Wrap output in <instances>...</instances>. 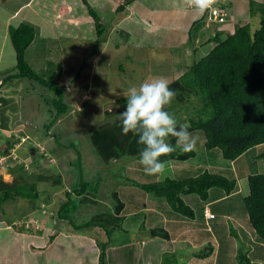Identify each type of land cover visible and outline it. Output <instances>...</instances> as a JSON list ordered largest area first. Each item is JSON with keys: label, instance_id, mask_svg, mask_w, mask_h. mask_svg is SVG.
<instances>
[{"label": "rangeland", "instance_id": "rangeland-1", "mask_svg": "<svg viewBox=\"0 0 264 264\" xmlns=\"http://www.w3.org/2000/svg\"><path fill=\"white\" fill-rule=\"evenodd\" d=\"M27 1L29 0H0V69L4 72L9 67L8 61L12 58L6 21L8 19L10 21L11 14L18 9L17 19L11 20L10 23L16 25L20 20H25L37 27L39 32H41L42 26L44 29L41 34L47 40L43 45L39 41L41 37H38L31 45L26 54L28 62L38 72L46 67L47 62H54L62 67L58 84L64 87V101L69 109L66 114L57 119L47 132L45 125L53 117L48 105L50 99L48 92L29 81L22 83L13 81L9 84L6 83L0 89V177L6 182L19 178L22 171H19L18 167L23 165L25 179L30 180L26 174L33 176L36 188L40 192L39 198L48 197L50 203L47 206L37 200L33 203L34 208L32 209L31 202L26 200L9 202L4 205L0 216L8 220L13 216H18V213H22L24 217L15 222L17 226L24 224L27 227L31 223L29 219H33L34 223L32 224L38 229L44 227L65 229L66 224L58 222L55 219V214L65 199L64 193L69 190L74 181V175H69L66 172L70 171V161L75 160L76 154L72 150L58 147L54 137L61 143L69 140L76 144L78 149H81L86 177L95 175L98 177L101 172V177H99L103 179L100 183L98 201L101 200L102 208H112L113 201L109 196L116 186L121 200L126 204L123 213L126 217L123 227L128 231V234L120 232L111 236V243L107 249L111 264H159L160 261L165 264L166 260L163 258L165 254L169 257H167L168 259H171L170 256L173 255L177 263L181 264L182 261L188 259L185 254L182 257L179 255L182 250L187 248L186 244H183L187 238L169 243L159 239L152 240L148 235L150 228L163 227L170 235L175 236L176 231H180L181 228L173 224L167 225L168 222L163 220L161 215L153 214V211L145 212L143 209L141 212L139 210L137 215H133L132 211L141 208V206L135 208L137 200L139 203L146 196L148 199L146 200L149 202V198L154 197L137 187L126 183L121 184L120 177L123 174L124 177L134 179L142 184L162 179L147 175L143 166L136 160H121L117 164L112 161L110 165L99 163L96 157L90 154L94 151L89 142H86L88 135L84 132L88 133L91 129V126L88 125L92 122L96 123L100 119L101 106L107 105L105 108L108 110L106 111H114L119 108L115 99L118 95H128L129 88L139 86L143 81L156 76L166 77L171 82L181 76L190 61L199 60L201 56L198 53H193L187 44V32L191 24L201 15L187 7L184 0H131L125 9L118 10L116 15H114L113 9L117 8L118 4H124L129 0H87L101 16L106 26L105 34L99 40L97 50L94 43V29L79 2L38 0V5L31 6ZM217 3L230 4L232 10L226 14L232 18L231 24L236 20L248 19V0H217ZM64 6L68 9L66 15H63V11H61ZM40 7L47 8L44 16L37 12V8L40 9ZM207 17L204 26L199 28L200 30L203 28L202 40L213 33L211 21L218 18V13L214 9ZM251 24L253 25L252 30L257 29L258 16L251 18ZM58 27H60L59 30L56 29ZM58 33L66 40L65 44H62L59 37L54 38V35ZM47 34L51 37H47ZM200 41L201 39L198 37L196 43L198 44ZM101 46L103 47L101 48ZM95 49L101 50L99 55L93 53ZM207 50L209 48L205 47L204 51ZM138 60L141 61V65H137L135 62L131 64ZM119 67L124 70V73L118 70ZM12 84L15 86L10 92L9 86ZM85 85L88 86L86 98L92 99L84 112L87 114L86 119L85 115L82 117L74 114L81 105L79 93L81 87ZM175 110L180 115L175 117L177 122L182 118L189 122L194 117V111L187 106ZM87 119L86 131L81 129L80 124ZM13 142L18 143L12 146L8 155L1 154L6 144ZM201 143L197 144L195 150L197 154L192 159L193 161L200 160L207 152L203 148L201 149ZM33 149H37V151L31 153ZM261 151H264V145L255 150L257 154ZM210 152L220 157L219 151ZM42 155H44L43 158ZM245 161L247 160L243 159V162ZM190 163L193 162H170L166 164L165 175L176 180L188 178L192 174ZM219 163L220 165L227 164L221 157ZM34 164L38 165V170ZM248 165L250 167L237 165L238 175L241 176L242 173L245 175L264 174V158L257 160L253 165L249 163ZM51 167L53 168L51 169ZM55 168L63 177L62 185L52 186L49 183L37 181L38 175L45 171L51 173ZM72 169L74 172L76 171L75 168ZM242 170L244 172H241ZM226 173L231 172L226 169ZM235 179L242 189V196L245 197L249 193L247 180L245 178ZM227 202L229 201L223 203L226 210L224 213L230 211L229 217L226 214L224 217L218 215L213 224L219 222L227 227L228 232L230 228L234 229L238 236L237 239L234 238L236 245H232L230 241L233 238L222 242L221 238L220 242L213 238L209 243L215 248L214 254L206 262L236 264V252L243 249V253L246 252L252 259H255L253 256L258 257L257 259L263 260L261 264H264V247L258 248L256 245H252V243H257L258 239L248 224L241 196L231 200V208ZM93 211L94 208L81 209L77 213L78 220L80 222L89 220L96 213ZM173 222H175L173 219L169 220V223ZM185 223L187 222L185 221ZM191 224L190 226H192ZM95 232V230L90 231L89 229L85 230L83 234L92 236ZM103 238L102 234L99 239ZM215 260L218 261L215 263ZM196 264L206 263L196 260Z\"/></svg>", "mask_w": 264, "mask_h": 264}, {"label": "trees", "instance_id": "trees-1", "mask_svg": "<svg viewBox=\"0 0 264 264\" xmlns=\"http://www.w3.org/2000/svg\"><path fill=\"white\" fill-rule=\"evenodd\" d=\"M37 1L29 0L27 3L30 2L31 6H35L38 5ZM69 1L79 2L82 6L94 29V43L98 50L99 40L106 31L101 16L87 0ZM130 2L131 0L118 4L117 8L113 9L114 15L118 13V10H124ZM229 5L217 3L214 6L218 18L211 21L214 31L205 40H202L203 28L201 30L199 28L204 26L207 16L214 9L206 12L191 24L187 32V44L193 53H198L201 57L195 62L190 61L181 76L170 82L169 87L175 90L177 95L167 110L175 117L180 116L175 109L183 106L194 111V117L188 122L191 125L189 131L199 137L198 141L202 142L201 149L207 152L219 151L221 158L226 162L238 160V163H241L246 154L245 160L249 161L248 157L251 156V160L256 162L264 158V151L254 155L257 147L264 145V1L248 0V19L236 20L233 24H231L232 18L226 14L232 10ZM37 9V12L44 16L47 8ZM17 10L10 16L12 21L17 19ZM61 11L63 15L68 13L65 6L61 8ZM256 16H258V27L252 30L251 18ZM11 20L6 21V29L12 48V58L8 61L9 67L4 72L0 69V89L6 83L13 81L19 83L29 81L48 92L50 94L48 105L53 113L50 122L45 125L48 132L57 119L66 114L69 109L64 101V87L58 84L62 67L54 62H47L44 69L40 72L36 71L28 62L26 54L38 37H41L40 43L45 45L47 40L41 34L44 27L41 26V32H39L37 27L25 20H20L16 25L10 23ZM56 29L59 30L60 27ZM208 30L211 32L210 28ZM47 37L51 36L47 34ZM58 37L62 40V44L66 43L59 33L54 35L55 39ZM198 37L201 41L197 44ZM205 47L209 48L207 52H203ZM97 50L95 49L93 53L101 52ZM134 62L141 65L139 60L131 64ZM118 70L124 73L120 67ZM14 86L13 84L9 86L10 92ZM87 92L88 86H82L79 93L81 105L74 113L75 116L78 114L84 117L85 115V119L87 114L84 112L92 100L86 98ZM126 100L127 95H118L115 103L119 108L114 111H106L108 110L105 108L107 105L101 106L100 119L88 125L91 126L88 133L84 132L88 135L86 142H89L94 151L90 154H93L101 164L110 165L112 161L117 164L121 160L139 161V153L143 145L137 143L136 135L132 133L123 135L121 132L119 113L124 110ZM87 121L88 119L80 124L81 129L86 131ZM185 121L182 118L178 124ZM54 141L58 147L72 150L76 154L75 160L70 161V171L66 172L74 175V181L69 190L64 193L65 199L55 214V219L60 223H65L66 227L65 229L60 227L38 229L32 224L33 219H29L31 223L27 227L24 224L17 226L15 222L22 219L24 214L18 213V216H13L8 220L0 216V264H111L107 252L111 236L120 232L128 234L123 227L125 205L117 192V186L109 196L113 201L112 208L103 209L101 200L98 201L100 183L103 179H100L101 172L100 177L95 175L87 178L81 149L69 140L61 143L54 137ZM168 142L176 150L168 156L160 157L166 164L186 162L196 157L195 151L187 153L181 151L176 145V138L169 137ZM17 143L6 144L1 154L8 155L12 146ZM33 151L36 152L37 149ZM37 166L34 164L38 170ZM72 168L76 171L74 172ZM18 169L22 171V175L11 182H6L0 177V212H3L5 204L18 200L31 202L32 209L34 208L33 203L37 200L49 206L48 197L39 198L40 192L36 188L34 177L26 174V177L30 179L27 180L24 177L23 165ZM120 178L121 184L126 183L154 198L165 200L172 212L192 221L196 219L197 211L186 204L184 200L186 197L196 196L200 201L206 202L211 189H221L226 196L233 194L237 189L235 179L205 171L180 180L165 175L164 179L147 184L138 183L134 179L124 177L123 174ZM62 180L63 177L56 168L51 173L45 171L37 176L38 182L49 183L52 186L62 185ZM247 184L249 194L242 199V202L247 213L248 224L258 239L255 245L263 248L264 174L248 175ZM83 208H94L93 212L96 213L89 220L80 222L77 213ZM89 229L96 231L94 235L83 234ZM230 231L233 234L235 230L231 228ZM102 234L104 238L100 240ZM148 235L152 240L159 239L172 243L164 228H150ZM189 249L191 258L195 260H208L215 250L211 243ZM242 250L239 249L236 253V264H261L263 262L257 259L258 257L253 256L255 259H252ZM167 257V254L163 256L166 260L165 264H178L173 255L170 256L171 259ZM159 264H162L161 261Z\"/></svg>", "mask_w": 264, "mask_h": 264}, {"label": "clouds", "instance_id": "clouds-1", "mask_svg": "<svg viewBox=\"0 0 264 264\" xmlns=\"http://www.w3.org/2000/svg\"><path fill=\"white\" fill-rule=\"evenodd\" d=\"M184 3L203 16L214 9L217 0H184ZM169 84L166 77L156 76L129 88L124 110L119 113L122 134L136 135L137 143L143 145L139 163L147 175L158 179H164L166 173V162L160 157L176 150L168 142L169 137L176 138V145L185 153L195 151L199 140L189 131L190 123L178 124L167 110L177 95Z\"/></svg>", "mask_w": 264, "mask_h": 264}, {"label": "crops", "instance_id": "crops-1", "mask_svg": "<svg viewBox=\"0 0 264 264\" xmlns=\"http://www.w3.org/2000/svg\"><path fill=\"white\" fill-rule=\"evenodd\" d=\"M207 51L203 50V52H207ZM261 146H263V145H261ZM246 155L243 156V159H246V157H247ZM254 155H257V152ZM220 157L217 154H213L212 152H206L204 154V156L202 158H200V160H198V161H193L192 159L188 160V161L193 162V163H190V165L192 166V168H191L192 174L189 175V177L195 176V175L205 171V172H209L211 174H222L226 177L233 178V179L245 178L247 180L248 175H245L243 173L241 176L238 175L237 165H239V166L245 165L248 167L249 166L248 163L250 165H253V163H255V161H252V160H249L247 162L245 161V162L238 163V160L233 161V162H226L225 160L222 159L227 164L220 165V163H219ZM248 159H252V157L249 156ZM241 161H243V160H241ZM226 169H229L231 173H226ZM241 172H244V171L242 170ZM251 172L253 173L254 171H251ZM254 174H258V173H254ZM235 180L237 182V179H235ZM236 188H237L236 191L229 196H226L225 193L221 189H217V188L211 189L209 191V198L206 202L200 201L196 196L186 197L184 199L186 201V204L189 205L191 208H195L197 211L196 219L194 221L183 218L180 215L172 212L170 210L169 206L167 205V203L165 202V200H161L158 198H152V199L149 198L150 201L147 202L148 199L146 198V196H144V198L141 202L138 203V200L136 201L135 208H140V206H141V208L137 209L135 211H132V212H133V215H135V214L137 215L139 210H140V212L143 209H144L143 211H145V212H152L153 211V214L161 215L163 217V220L168 222L167 225L173 224V225L179 226L181 228V230L176 231L175 236L170 235V233L166 229L165 230L168 232L171 241H174V240L178 241L181 238H187V240L185 239L183 241V244L184 245L186 244V247L188 249L186 248V250H182L179 255H180V257H182L183 254H185V257H188V259H186L185 261H182L181 264L182 263L183 264H196V260L193 258L191 260V258H190L191 252H189V250H190L189 247L191 249L200 247L206 243H209L210 240H212L213 238H215V240L217 239V241H219V242H220V240H219L220 238H221V242L224 240L227 241L229 238H233V240H230V241H231L232 245H236L235 240L237 239L238 236H237L235 231L232 234L230 230L228 232V229L226 226H223L219 222H216L217 224L216 223L213 224V222L217 219L218 215L224 217L226 214L229 217L230 211H227V213H224L226 210H225L223 203H225L226 201H229L227 203H229L228 205H230V203H232L231 200L233 198H235L237 196H241V200H242L243 198H245L249 194L248 193L247 195H245V197L242 196V191H241L242 189L239 186V183H237ZM248 192H249V190H248ZM147 197H149V196H147ZM124 205L126 206L125 203H124ZM229 207L231 208V205ZM223 209H224V211H223ZM222 211H223V213H221ZM204 213L205 214L206 213L213 214V215H215V218L208 219ZM170 219H173L175 222L169 223ZM185 221L187 223H185ZM190 224L192 226H190ZM234 238H236V239H234ZM255 244L252 243V245H255ZM189 254H190V256H189ZM197 261H201V260H197ZM206 261L207 260H202V262H205L206 264H210L209 262H206ZM216 261H218V260H215V263H216Z\"/></svg>", "mask_w": 264, "mask_h": 264}, {"label": "built area", "instance_id": "built-area-1", "mask_svg": "<svg viewBox=\"0 0 264 264\" xmlns=\"http://www.w3.org/2000/svg\"><path fill=\"white\" fill-rule=\"evenodd\" d=\"M205 215H206V217H207L208 219H212V218H213V215H212V214H208V213H206Z\"/></svg>", "mask_w": 264, "mask_h": 264}, {"label": "water", "instance_id": "water-1", "mask_svg": "<svg viewBox=\"0 0 264 264\" xmlns=\"http://www.w3.org/2000/svg\"><path fill=\"white\" fill-rule=\"evenodd\" d=\"M31 153H34V151H33V150H31Z\"/></svg>", "mask_w": 264, "mask_h": 264}]
</instances>
